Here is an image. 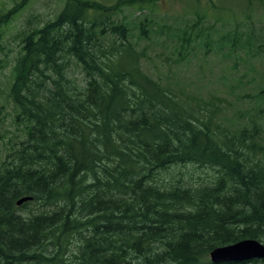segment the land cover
I'll return each instance as SVG.
<instances>
[{
	"label": "trees",
	"instance_id": "trees-1",
	"mask_svg": "<svg viewBox=\"0 0 264 264\" xmlns=\"http://www.w3.org/2000/svg\"><path fill=\"white\" fill-rule=\"evenodd\" d=\"M161 1L204 0H59L54 18L34 15L15 36L0 114L10 105L23 131L7 139L0 118V264H213L215 248L264 243V104L229 118L223 98L146 73L138 49L168 31L186 58L195 40L254 57L264 38L237 27L212 39L206 12L173 32L123 13ZM32 2L0 0V57ZM191 165L216 174L192 183Z\"/></svg>",
	"mask_w": 264,
	"mask_h": 264
},
{
	"label": "rangeland",
	"instance_id": "rangeland-1",
	"mask_svg": "<svg viewBox=\"0 0 264 264\" xmlns=\"http://www.w3.org/2000/svg\"><path fill=\"white\" fill-rule=\"evenodd\" d=\"M3 1L10 5L13 0ZM110 1L113 3L116 0ZM262 1L259 4L258 0H254V5L250 9L247 3L245 4V0H204L194 7L186 3L161 1L157 7L137 5L124 8L123 13L133 28L148 14L157 26L166 24L173 32L186 28L188 23L193 26L197 12H206L205 26H214L212 39L218 40L220 36L234 31L237 27L241 31L250 28L259 36V39H262L264 38ZM58 4L59 0H33L30 8L25 10L21 17L10 26L9 34L3 42L7 56L1 55L0 57V65L2 62L6 65L4 69L0 68V87H3V82L10 75L14 57L19 52L20 39L15 37L17 33L28 26V21L34 15L45 21L54 18ZM214 4L220 10L214 8ZM40 24L34 20L32 27L40 26ZM167 33L165 35L152 33L150 41L142 40L138 44V49L147 54L143 69L150 76L156 79L162 78L160 80L163 83L178 84L185 91L204 98L213 96L223 98L226 100L223 105L227 107L226 115L229 118L241 112L251 113L255 106L260 103L264 104L258 97V92L264 88V53L247 57L244 50H239L234 55H223L229 52L228 49L219 52L217 46L203 47L200 46L202 40H195L192 48L184 52V54L189 53L186 58L183 54L178 55L180 52L178 49L182 47ZM77 70L78 68H75L76 76ZM0 100L4 101V96H0ZM1 112L0 118L5 123L7 139H16V136L22 134L23 128L20 127L18 130L17 125L13 123V112L10 105H7ZM236 120L238 121L237 117ZM3 156L4 153L0 151V158ZM181 172L185 179L192 178V183H197L199 179L209 181L216 174L211 169H200L192 165L181 168ZM170 175H163V179H170Z\"/></svg>",
	"mask_w": 264,
	"mask_h": 264
},
{
	"label": "water",
	"instance_id": "water-1",
	"mask_svg": "<svg viewBox=\"0 0 264 264\" xmlns=\"http://www.w3.org/2000/svg\"><path fill=\"white\" fill-rule=\"evenodd\" d=\"M31 200L30 197L22 198L18 201V205ZM255 259L264 260V243L255 239H245L218 247L210 253V260L213 264L243 263Z\"/></svg>",
	"mask_w": 264,
	"mask_h": 264
},
{
	"label": "bare ground",
	"instance_id": "bare-ground-1",
	"mask_svg": "<svg viewBox=\"0 0 264 264\" xmlns=\"http://www.w3.org/2000/svg\"><path fill=\"white\" fill-rule=\"evenodd\" d=\"M32 200H33V199H32ZM32 200H31V201H32Z\"/></svg>",
	"mask_w": 264,
	"mask_h": 264
}]
</instances>
